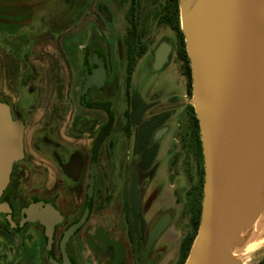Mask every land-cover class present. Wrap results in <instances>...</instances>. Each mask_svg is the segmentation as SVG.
Listing matches in <instances>:
<instances>
[{
    "label": "flooded vegetation",
    "instance_id": "af4514ba",
    "mask_svg": "<svg viewBox=\"0 0 264 264\" xmlns=\"http://www.w3.org/2000/svg\"><path fill=\"white\" fill-rule=\"evenodd\" d=\"M12 3L0 19V104L22 125V157L0 196V264H139V245L145 264H178L181 239L164 261L173 213L151 212L159 194L148 191L163 140H174L179 121H188L195 159L177 0ZM159 51L166 59L155 70ZM167 70L180 73L182 95L145 94L135 85L142 71V82L153 85ZM167 152L171 170L174 146ZM187 180L189 204L196 179ZM26 210L31 221L20 224ZM166 215V228L148 245Z\"/></svg>",
    "mask_w": 264,
    "mask_h": 264
},
{
    "label": "water",
    "instance_id": "95a60500",
    "mask_svg": "<svg viewBox=\"0 0 264 264\" xmlns=\"http://www.w3.org/2000/svg\"><path fill=\"white\" fill-rule=\"evenodd\" d=\"M177 3L203 164L199 224L183 264H243L234 252L264 215V0ZM165 59L159 51L154 69ZM21 157L22 125L0 104V196ZM130 205L139 237L134 173ZM25 213L20 224L31 221L30 210ZM167 223L168 215L156 222L148 245ZM138 250L139 264H145L140 245Z\"/></svg>",
    "mask_w": 264,
    "mask_h": 264
},
{
    "label": "rangeland",
    "instance_id": "374dc122",
    "mask_svg": "<svg viewBox=\"0 0 264 264\" xmlns=\"http://www.w3.org/2000/svg\"><path fill=\"white\" fill-rule=\"evenodd\" d=\"M13 0H0V19L5 17L1 15L2 11H6L11 8ZM3 21V20H2ZM4 22V21H3ZM168 71V70H167ZM143 71L136 76L135 85L140 89L141 93L147 94L150 90L157 92L158 94H166L168 92H173L175 95H182L183 93V78H181L180 73L168 71L164 74L156 75L154 78L153 85L144 81ZM172 137H165L163 140V145L158 156L157 170L155 171V177L151 180V184H148V191L151 192L154 188L157 192L158 197L153 204V210L151 212H157L158 214L164 211H172L174 220L172 221V226L165 232L162 240H167L170 245V252L165 257L164 261L174 256L177 242L186 234L189 230V217H188V201L183 196L182 189L187 186L190 177L191 181H195V159L192 155L189 146V125L187 120H182L178 122L177 135L172 140ZM174 146V152L176 157V162L172 169L169 170L168 162L170 160V153L167 149ZM261 232L257 230V233L262 239V243L257 247L256 250H246V252L240 256L243 264H264V228H260ZM263 234V235H262Z\"/></svg>",
    "mask_w": 264,
    "mask_h": 264
},
{
    "label": "trees",
    "instance_id": "16d2710c",
    "mask_svg": "<svg viewBox=\"0 0 264 264\" xmlns=\"http://www.w3.org/2000/svg\"><path fill=\"white\" fill-rule=\"evenodd\" d=\"M176 3V0H173ZM175 13H177V8H175ZM186 58V62L188 64V59ZM187 77H188V86L189 90H191V78H190V68L187 66ZM191 141L193 150H195V161L197 167L196 174V182L194 187L189 194V209H188V217H189V230L186 234L181 238L178 250V264H183L185 259L187 258L190 246L195 237L197 227L199 224L200 217V208H201V199H202V184H203V166H202V157H201V146L199 140V129L195 116L193 115V121L191 126Z\"/></svg>",
    "mask_w": 264,
    "mask_h": 264
},
{
    "label": "bare ground",
    "instance_id": "6f19581e",
    "mask_svg": "<svg viewBox=\"0 0 264 264\" xmlns=\"http://www.w3.org/2000/svg\"><path fill=\"white\" fill-rule=\"evenodd\" d=\"M264 228V215L258 220L255 225H254V231L256 232L257 230H261L260 228ZM258 232V231H257ZM261 232V231H260ZM260 235V234H259ZM257 233H252V236L246 241V244L242 248H238L235 250L234 254L237 255L238 257L242 256L246 250H251L254 251L257 249L258 246L262 243V239L258 237ZM263 235V234H262ZM258 250V249H257Z\"/></svg>",
    "mask_w": 264,
    "mask_h": 264
}]
</instances>
